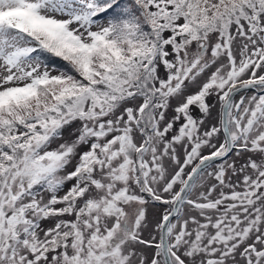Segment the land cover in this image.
Segmentation results:
<instances>
[{
	"label": "snow or ice",
	"instance_id": "obj_1",
	"mask_svg": "<svg viewBox=\"0 0 264 264\" xmlns=\"http://www.w3.org/2000/svg\"><path fill=\"white\" fill-rule=\"evenodd\" d=\"M0 264H264V0H0Z\"/></svg>",
	"mask_w": 264,
	"mask_h": 264
},
{
	"label": "rangeland",
	"instance_id": "obj_2",
	"mask_svg": "<svg viewBox=\"0 0 264 264\" xmlns=\"http://www.w3.org/2000/svg\"><path fill=\"white\" fill-rule=\"evenodd\" d=\"M247 95H248V96H251V95H253V92H252V91H249V92L247 93ZM237 99H239V97H237ZM53 147H55V145H53Z\"/></svg>",
	"mask_w": 264,
	"mask_h": 264
}]
</instances>
